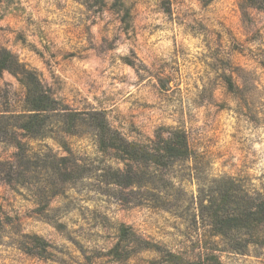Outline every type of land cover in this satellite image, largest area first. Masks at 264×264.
I'll list each match as a JSON object with an SVG mask.
<instances>
[{"label": "rangeland", "instance_id": "obj_1", "mask_svg": "<svg viewBox=\"0 0 264 264\" xmlns=\"http://www.w3.org/2000/svg\"><path fill=\"white\" fill-rule=\"evenodd\" d=\"M257 6L250 0H0V112L24 110L25 85L3 69L6 63L20 70L16 59L57 108L103 111L114 129L141 143L161 128L185 129L210 181H230L239 195L258 193L264 7ZM48 115L45 132L53 138L32 139L21 129L0 136V160L17 159L19 142L32 156L25 186L0 182V264H185L180 258L199 261L202 246L208 248L203 264H264L260 232L236 235L242 249L255 241L245 254L211 232L198 233L189 220L198 194L193 184L180 193L179 182L166 177L171 209L164 210L88 179L99 166L118 162L111 154L102 158L88 134L52 133L56 118ZM68 150L78 160L75 166L69 160L75 171L48 179L39 167L70 156Z\"/></svg>", "mask_w": 264, "mask_h": 264}, {"label": "trees", "instance_id": "obj_2", "mask_svg": "<svg viewBox=\"0 0 264 264\" xmlns=\"http://www.w3.org/2000/svg\"><path fill=\"white\" fill-rule=\"evenodd\" d=\"M250 1L251 6L258 7L257 3H260V8L264 7V0ZM14 61L20 70L13 69L6 63L3 69L14 74L25 85L24 110L16 114L0 112V136L7 139L11 130L21 129L32 139L53 138V134L45 132L50 117L48 114L53 113L56 119L52 133L78 137L88 134L102 158L111 154L118 162L117 166H99L94 174L87 176L88 179L120 187L124 192H128L127 199L135 204L148 202L150 207L164 210L171 209L165 184L168 177L176 183L179 182L181 187L177 190L180 193L186 194V184H193L197 187L198 194H192L191 201L196 207L193 218L188 219L201 236L211 232V237H216L224 245L230 246L233 252L241 251V254H245L255 241L247 240L242 249L235 244L238 241L236 235L241 234L243 230L249 234L260 232V236L264 235V183L258 193L245 192L239 195L230 181H210L206 177L209 176L206 173L207 168L201 167V155L193 147L185 129L161 128L154 139L141 143L130 141L114 129L103 111L77 112L68 108H57L54 106L57 105L56 100L45 92L40 82L34 80L16 59ZM17 145L21 152L17 159L0 160V182L22 181L20 183L25 186L30 177L24 169L30 167L28 163L32 161V156L27 155V146L23 142ZM68 152L70 156H56L55 160L48 158L44 164H38L37 167L40 166L41 171L46 172L48 179L58 175L64 178L68 171H75V167L69 169V160H72L73 166L78 162L72 156L74 153L71 150ZM38 158L42 159L41 154ZM102 162L106 163V160ZM232 196H236V199ZM131 198L135 200H130ZM207 249L200 247L199 261L180 259L185 261V264H203V254Z\"/></svg>", "mask_w": 264, "mask_h": 264}]
</instances>
